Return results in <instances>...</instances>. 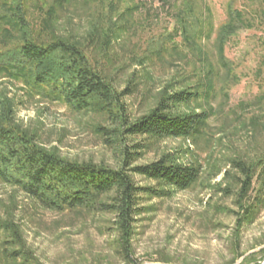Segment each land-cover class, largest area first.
Returning <instances> with one entry per match:
<instances>
[{"label": "rangeland", "instance_id": "obj_1", "mask_svg": "<svg viewBox=\"0 0 264 264\" xmlns=\"http://www.w3.org/2000/svg\"><path fill=\"white\" fill-rule=\"evenodd\" d=\"M227 1L205 0L214 28L225 20ZM96 2L77 0L59 11L53 31L62 37L72 34L84 39L86 51L103 77L118 92H130L122 101L131 122L155 105L166 83L171 82L175 89L188 81L195 83L184 75L197 52L188 50L174 29V13L182 0L169 5L137 0L143 2L142 8L128 16L127 30L110 45L88 37L92 22L103 14ZM40 3L27 0L28 11L36 20L44 10ZM236 7L255 12L264 8V0H237ZM213 38L214 34L203 42L208 52L213 50ZM161 40L162 47L156 44ZM225 53L239 81L227 100H210L214 110L206 127L192 138L128 135L119 141L106 134L116 124L104 111L76 112L60 100L32 94L17 80L0 77V97L8 100L14 123L32 134L39 146L60 157L119 168L125 145L136 152L131 166L168 156L200 167L198 181L185 190L132 174L136 185L156 193L139 194L127 258L113 213L47 210L0 182V264L264 262V185L259 183L263 163H258L264 152L260 111L264 95L263 26L239 31L227 43ZM199 106L201 103H191L180 110L199 111ZM236 162L253 166L251 185L242 196ZM111 196L102 200L110 201ZM13 250L20 252L16 259L9 257Z\"/></svg>", "mask_w": 264, "mask_h": 264}, {"label": "trees", "instance_id": "obj_2", "mask_svg": "<svg viewBox=\"0 0 264 264\" xmlns=\"http://www.w3.org/2000/svg\"><path fill=\"white\" fill-rule=\"evenodd\" d=\"M94 1L103 14L92 22L88 37H95L97 42L102 39V43L109 45L127 30L128 16L143 6L137 0ZM175 1L156 0L161 5ZM74 2L77 0H41L44 10L36 20L28 11L27 0H0V77L17 80L32 94L60 100L76 112L95 108L104 111L116 124L106 134H113L119 141L128 135L154 138L200 135L214 110L210 100L217 97L227 100L230 89L239 81L225 53L227 43L243 29L257 25L264 28V8L249 12L236 7L237 0H228L225 20L214 28L205 0H182L174 13L177 25L174 29L182 44L197 52L196 59L189 60V70L184 75L195 83L188 81L178 89L171 82L166 83L155 105L131 122L122 101L130 92H118L103 77L92 63L84 39L72 34L62 37L53 31L57 13ZM213 34V50L208 52L203 42ZM156 44L162 47V40ZM262 62L264 67V57ZM1 97L0 182L15 187L47 210L113 213L123 236L125 258L139 194L156 193L150 187L136 185L132 174L177 190L188 189L198 181V165L178 163L168 156L131 166L136 152L125 145L119 168L60 157L39 146L32 134L14 123L9 102L5 96ZM261 102L264 118V95ZM191 103H201L200 110H180ZM258 163H263L259 171L262 186L264 152ZM234 167L241 175L242 196L251 185L253 166L236 162ZM109 194L110 201H103L102 197ZM19 256L20 252L15 250L9 255L11 259Z\"/></svg>", "mask_w": 264, "mask_h": 264}, {"label": "water", "instance_id": "obj_3", "mask_svg": "<svg viewBox=\"0 0 264 264\" xmlns=\"http://www.w3.org/2000/svg\"><path fill=\"white\" fill-rule=\"evenodd\" d=\"M261 264H264V262H262Z\"/></svg>", "mask_w": 264, "mask_h": 264}]
</instances>
